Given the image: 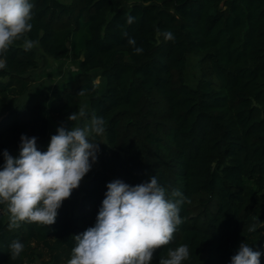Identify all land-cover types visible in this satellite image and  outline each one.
<instances>
[{"label":"trees","instance_id":"1","mask_svg":"<svg viewBox=\"0 0 264 264\" xmlns=\"http://www.w3.org/2000/svg\"><path fill=\"white\" fill-rule=\"evenodd\" d=\"M33 47L14 42L0 69V164L2 152L18 148L21 134L39 142L78 121L67 116L86 107L102 117L105 132L97 162L57 210L55 223H21L9 229L0 205V264H27L41 250L71 258L74 235L93 226L106 184L129 185L155 175L167 191L186 198L183 223L172 242L185 244L182 264H230L244 241L260 250L264 264V0H32ZM128 15L135 17L126 23ZM159 30V31H158ZM170 31L174 40H165ZM126 32L127 36L123 35ZM134 38L135 54L128 38ZM68 41V45L65 44ZM38 52L76 60L57 95L30 88ZM206 63L194 85L183 79L184 54ZM103 80L98 87L92 71ZM85 90L84 95L79 91ZM47 115L57 125L49 129ZM82 119V118H81ZM255 232H249L252 225ZM24 244L10 259L9 245ZM53 261L59 257L54 253Z\"/></svg>","mask_w":264,"mask_h":264},{"label":"clouds","instance_id":"2","mask_svg":"<svg viewBox=\"0 0 264 264\" xmlns=\"http://www.w3.org/2000/svg\"><path fill=\"white\" fill-rule=\"evenodd\" d=\"M33 8L32 0H0V57L22 39L25 51L33 47V41L26 37L33 27ZM134 20L128 15L126 23ZM162 35L165 40H174L170 31ZM127 42L135 54L143 51L135 46L134 38ZM5 67L6 59L0 58V69ZM79 94L84 95L85 90ZM86 116V109L80 107L67 120L74 122ZM104 124L102 117L93 115L83 126L71 124L66 128L61 124L44 151L37 148V137L25 134L20 136L17 156L3 150L0 205L8 214L10 230L24 222L55 223L63 201L97 162L100 141L95 137L104 134ZM106 188L94 225L74 235L76 243L67 264H152L154 253L172 242L177 226L183 223L179 213L186 198L177 189L167 191L155 175L137 185L114 179ZM256 230L255 224L248 229ZM9 248L14 260L24 251V244L16 240ZM189 255L188 246L181 244L170 248L158 264H182ZM261 255L260 250L242 241L230 264H260Z\"/></svg>","mask_w":264,"mask_h":264},{"label":"rangeland","instance_id":"3","mask_svg":"<svg viewBox=\"0 0 264 264\" xmlns=\"http://www.w3.org/2000/svg\"><path fill=\"white\" fill-rule=\"evenodd\" d=\"M67 1V0H61ZM184 68H183V79L186 83L194 85L196 80L201 76L203 71L206 69V63L200 62L199 57L192 53L184 54ZM77 62L71 58L64 59H54L46 56L40 52L37 55V65L29 70V74L32 78L30 88L20 99L28 98L32 99L37 97L40 89H46L50 96L57 95L59 88L67 77H70L72 73L76 70ZM93 82L102 87L103 80L98 74V70H93L92 72ZM86 108V107H85ZM49 122V129H54L57 122L52 115H47ZM90 120V117L86 116L79 119L77 126H83ZM100 135L99 138H102ZM49 143L48 139L41 140L39 144L46 150ZM19 148H16L10 152L11 155L17 156ZM3 161L0 166H2ZM56 254L59 259L57 263L53 261L52 255ZM64 251H51L47 248L41 250L40 256H28L26 259L27 264H63Z\"/></svg>","mask_w":264,"mask_h":264},{"label":"water","instance_id":"4","mask_svg":"<svg viewBox=\"0 0 264 264\" xmlns=\"http://www.w3.org/2000/svg\"><path fill=\"white\" fill-rule=\"evenodd\" d=\"M65 44L68 45V41H65Z\"/></svg>","mask_w":264,"mask_h":264},{"label":"crops","instance_id":"5","mask_svg":"<svg viewBox=\"0 0 264 264\" xmlns=\"http://www.w3.org/2000/svg\"><path fill=\"white\" fill-rule=\"evenodd\" d=\"M68 1V0H67ZM66 2V1H65Z\"/></svg>","mask_w":264,"mask_h":264}]
</instances>
